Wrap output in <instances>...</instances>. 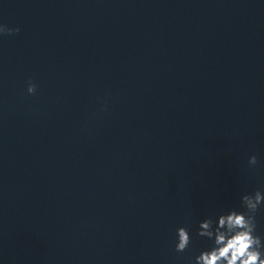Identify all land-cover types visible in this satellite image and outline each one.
Segmentation results:
<instances>
[{
  "label": "clouds",
  "instance_id": "clouds-1",
  "mask_svg": "<svg viewBox=\"0 0 264 264\" xmlns=\"http://www.w3.org/2000/svg\"><path fill=\"white\" fill-rule=\"evenodd\" d=\"M20 31L19 27L0 24V36H11ZM36 85L27 81L28 94H34ZM257 157L248 159L250 166L257 164ZM264 206V192L241 196L242 210L231 209L215 217H208L199 223L197 235L213 242L210 249L194 257V264H264V238L257 234L256 215ZM191 236L187 227L176 229L175 251L188 249Z\"/></svg>",
  "mask_w": 264,
  "mask_h": 264
}]
</instances>
